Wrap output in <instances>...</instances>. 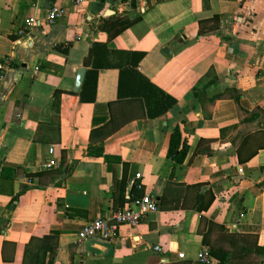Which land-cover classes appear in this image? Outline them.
I'll return each instance as SVG.
<instances>
[{
	"label": "crops",
	"instance_id": "crops-1",
	"mask_svg": "<svg viewBox=\"0 0 264 264\" xmlns=\"http://www.w3.org/2000/svg\"><path fill=\"white\" fill-rule=\"evenodd\" d=\"M54 2L0 0V264H200L204 233L264 264V0H58L49 24ZM146 194L159 211L77 241Z\"/></svg>",
	"mask_w": 264,
	"mask_h": 264
},
{
	"label": "built area",
	"instance_id": "built-area-1",
	"mask_svg": "<svg viewBox=\"0 0 264 264\" xmlns=\"http://www.w3.org/2000/svg\"><path fill=\"white\" fill-rule=\"evenodd\" d=\"M54 1V4L48 9L47 16L45 18V22L49 24H53L55 21L63 17L67 10L66 5L59 3L58 0ZM83 1L84 0H67L69 4L74 5L80 4ZM42 21L43 20L36 16H30L25 22V26L18 30V34L20 36L31 37L32 40L31 31L36 27L42 26ZM7 63V60L0 63V70H3ZM49 153L50 157L44 163L43 168L53 169L59 167L60 161L58 158H56V156H54V146H51L49 148ZM137 177H140V175H138ZM138 188H142L141 183L138 184ZM157 211H159L158 200L148 194L143 195L136 201V208L125 206L123 208L113 210V212L108 216L99 217L93 222L85 225L83 229L78 233L77 241L84 242L85 240L93 237L111 240L119 236L122 226H137L143 220L147 213ZM197 260L200 264H212L213 259L211 256L210 248H203L199 252Z\"/></svg>",
	"mask_w": 264,
	"mask_h": 264
},
{
	"label": "trees",
	"instance_id": "trees-1",
	"mask_svg": "<svg viewBox=\"0 0 264 264\" xmlns=\"http://www.w3.org/2000/svg\"><path fill=\"white\" fill-rule=\"evenodd\" d=\"M113 35H115V34H111V36H113ZM209 85H212L211 82L207 83V84L199 83L198 85H196L195 88H193V90H192L195 97L199 98L200 97L199 94L201 93V91L204 92L209 87ZM236 100L237 101L239 100V96L236 97ZM252 116H256V114L253 113ZM180 133H181L180 128L177 127L175 129V131L172 133L171 142H170V146H169V150H168L169 157L174 159L177 163L183 162L184 157H185L187 150H188V145L186 143L181 147L182 137H181ZM252 155H254V154H252ZM262 184L264 185V182ZM137 189H140V188H138V184H135L134 190H137ZM141 197H139V198H141ZM202 198H203V200H207V198H208V202L206 203L205 206H203V208H202V206H199L198 207L199 211H202V209L205 210V209L209 208V206L211 205V203L214 200V195L212 193L206 194ZM162 204L163 203L161 202V205ZM216 226H218V225L214 224V222H210V228L216 227ZM204 234H205L204 235V242L207 245H209L212 259H217L220 264H253V260H252L251 256L249 255L250 248L247 246H242V244H241V242H245L248 244L254 243V241H252V239L250 237L225 234V238L230 241L231 246L234 248L233 252H227L224 247L218 246V245H215L214 243H212L210 237H208V235L206 233H204ZM250 241H252V242H250ZM239 246H242V247H239Z\"/></svg>",
	"mask_w": 264,
	"mask_h": 264
},
{
	"label": "water",
	"instance_id": "water-1",
	"mask_svg": "<svg viewBox=\"0 0 264 264\" xmlns=\"http://www.w3.org/2000/svg\"><path fill=\"white\" fill-rule=\"evenodd\" d=\"M165 51L167 52V49H165ZM83 75H84V69H81V70L79 71V75H78V78H77L76 88L78 87V85H79L80 82L82 81V79H83Z\"/></svg>",
	"mask_w": 264,
	"mask_h": 264
}]
</instances>
